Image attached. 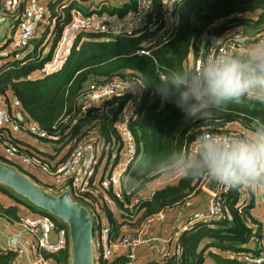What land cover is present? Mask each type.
I'll return each instance as SVG.
<instances>
[{"label": "trees", "instance_id": "trees-1", "mask_svg": "<svg viewBox=\"0 0 264 264\" xmlns=\"http://www.w3.org/2000/svg\"><path fill=\"white\" fill-rule=\"evenodd\" d=\"M63 1L47 2L48 23L42 28V34L32 39L26 54L0 66V93L11 91L20 100L25 114L50 136L59 131L57 139L43 142L60 155H38L51 159L58 157L62 162L66 157L64 153L68 151L66 147L70 150L77 139L89 134H94L104 143L117 142V114L133 98L130 92H123L82 111L81 95L88 86L115 79L135 82L137 99L128 126L136 144L137 159L127 167L121 184L122 198L115 199V203L126 212L129 210L126 205L133 203L132 212L136 218L129 222L124 213L118 217L107 213L115 236L123 224L139 227L149 216L161 210L168 213L182 208L180 206L187 200L203 191V184L209 177L203 149L198 151L193 162L190 163L187 157L190 147L203 133L243 128L248 142L253 141L247 132L264 136V102L245 96L238 102L216 107L205 97L200 110L191 116L179 106L180 92L185 85L177 89L171 82L173 76L179 75L188 86L198 87L201 77L197 76V63L200 62L201 69L202 64L209 62L208 55L212 49L238 33L234 28H242L247 41H259V36L264 33V0H180L173 11V37L165 43L151 45L148 54L137 52L142 36L124 32H84L88 37L80 41L82 33H79L64 62L45 72L46 64L53 60L63 38L62 29L72 21V10H81L77 3L64 6ZM154 2L157 15L162 14L163 0ZM132 7L131 4L113 5L101 7L99 11L124 17ZM20 10L21 7L17 8L12 15L15 23ZM238 12L246 16L227 19ZM51 20L55 21L54 36L49 41L47 31ZM202 40L204 42L200 44ZM191 57L193 63L190 62ZM232 57L248 59L237 52ZM37 70L40 77H31V73ZM246 100L254 102L257 107L252 108ZM115 105L117 110L110 116L107 109ZM236 123L240 125L234 127ZM177 166L186 167V170L175 183L163 185L151 196L143 197L151 180ZM237 175L239 183L225 184L226 189L218 197L222 213L209 222L194 221L188 230L179 232L176 250L160 263L153 264H205L207 257L212 258L215 264H248L241 259L258 257L260 249L252 243L258 244L263 224L252 213L255 194L250 188L247 203L241 201V195L244 182L250 185L256 176L255 180L264 185V172L255 175L238 172ZM0 192L32 211L52 216L60 223L56 217L34 206L8 186L0 184ZM0 215L9 221L18 222L20 219L17 206L0 205ZM44 256L52 257L57 264L70 263L68 247L58 253H44ZM14 257L13 250L0 252V264H14Z\"/></svg>", "mask_w": 264, "mask_h": 264}, {"label": "built area", "instance_id": "built-area-1", "mask_svg": "<svg viewBox=\"0 0 264 264\" xmlns=\"http://www.w3.org/2000/svg\"><path fill=\"white\" fill-rule=\"evenodd\" d=\"M8 0H0V12L5 11V4ZM179 0H163V13L158 14L155 11L154 0H134V6L128 16L118 17L108 12L90 11L82 12L79 9L73 11L74 17L71 21L76 23L75 33H128L129 35L146 36L145 47H139L140 54H148V48L155 43H165L174 35V25H169L170 20L175 21L173 13L175 5ZM17 8L21 7L17 16L15 26L16 37L6 44L4 51L0 56H6L12 52L16 53L15 58L26 54L32 39L48 23V8L46 3L40 0H18ZM246 14L238 12L227 19L233 17H244ZM69 26V27H70ZM68 27V28H69ZM68 28H64V34ZM160 32V35H158ZM158 36V37H155ZM203 40L200 44H203ZM258 43H264V33L259 36ZM257 43V44H258ZM63 44V38L58 44L53 60L46 64L45 72L56 68L58 51ZM239 37H230L218 44L208 55L209 61L217 56L232 57L234 52H249L248 48L242 47ZM197 76L200 77V62L197 63ZM123 92H130L133 98L119 112L116 118V129L118 131V151L127 157L128 166L136 162L137 148L134 142L132 132L129 128L137 99L136 85L133 81L115 79L101 84H90L81 95V110L96 106L105 99L111 98ZM120 118V121H118ZM246 130L235 129L229 132H205L190 147L188 160L195 158L198 151L202 148V142L205 138L211 137L221 142H248ZM59 131L50 136L42 127L24 112L20 100L10 91L6 94L0 93V163L5 164L26 177L31 179L36 185L51 194H60L67 192L68 198L79 206L84 207L92 221V245L94 264H140L138 262V250L141 245L151 247V250H157L156 263H160L166 256L173 253L171 239L169 237H156L150 230L155 224L165 223L166 211H159L133 228L127 224L121 226L120 233L115 236L111 230L108 220V214L112 217H118L121 213L126 215V221H135L133 215V203L126 205L127 212L116 207L115 199L122 198V180L125 171L119 174L110 171L106 175L105 170L100 171V165L107 153V147H112L113 142L104 143L94 134L77 139L73 147H68L64 154L65 159L60 162L58 157L51 159L42 157L38 154L60 155L52 149L49 144L44 143L47 139H57ZM36 152V154H32ZM62 155V154H61ZM183 161V159L181 160ZM182 167L173 168L167 178L158 175L151 180L143 197H149L153 192L166 184L175 183ZM162 175V174H161ZM209 174V178H211ZM204 182L203 187H205ZM217 189L211 193L209 209L206 212H196L186 222L178 228L179 232L188 230L194 221L203 220L209 222L222 213L218 197L226 189L225 184L219 180ZM102 201V202H101ZM103 204L104 209H102ZM186 205H192L191 200L186 201ZM116 213H113L115 212ZM59 220V219H58ZM57 222L52 216L42 213L23 214L17 222L27 233L29 238V256L28 264H49L44 253H58L68 247L69 230L68 226L61 220ZM178 232V233H179ZM257 247L260 253L256 259L251 256H245L244 260L248 263L253 261L256 264H264V234L259 240ZM23 248L14 250V264H21L23 259Z\"/></svg>", "mask_w": 264, "mask_h": 264}, {"label": "clouds", "instance_id": "clouds-1", "mask_svg": "<svg viewBox=\"0 0 264 264\" xmlns=\"http://www.w3.org/2000/svg\"><path fill=\"white\" fill-rule=\"evenodd\" d=\"M199 75V86L195 88L179 75L171 81L177 89L185 85L179 106L187 115L195 116L205 97L216 107L245 96L264 102V43L250 49L248 59L217 56L201 65ZM201 147L209 174L221 183H239L238 172L255 175L264 171V136L254 142H221L208 137Z\"/></svg>", "mask_w": 264, "mask_h": 264}, {"label": "crops", "instance_id": "crops-1", "mask_svg": "<svg viewBox=\"0 0 264 264\" xmlns=\"http://www.w3.org/2000/svg\"><path fill=\"white\" fill-rule=\"evenodd\" d=\"M40 1L47 4V2L50 0H40ZM84 1H85V3L90 2L91 3L90 5H92V3H93V0H91V1H88V0L87 1L86 0H72V2H75L78 5H82V7H85ZM102 1H104L102 4L105 6L101 5V7H107V8L109 6H113V5L120 7L124 4H131L134 6V0H102ZM63 2L65 3V1H63ZM17 4H18V0H8L5 4V11L6 12L5 13L0 12V18L1 19L6 17L7 23H8V21L11 22V26H9V31L6 34L7 39L4 36V41H3L4 45H6L7 43H10V41H12V39L16 37V35H15L16 23H15V20L12 18V15H13L14 11L17 9V6H16ZM82 7H81V11L86 13L87 9H84ZM100 11H101V8H100ZM130 11L128 13H126L124 16L125 17L128 16ZM7 12L10 14L7 15L6 14ZM72 14H73V10L71 12V15ZM252 16H256V13H252ZM73 17H74V14L72 15V20H73ZM53 23L54 22L51 20V23L48 26L49 30H50L51 24H53ZM168 24L173 25L174 21L172 23V20H170L168 22ZM49 30L47 31V35H48ZM62 30H63L62 34L64 36L65 35L64 34V28ZM234 30H237V32L239 34L240 33L242 34V36H240V38H239L242 42L241 46L248 48L249 51H250V49L255 47V45L258 43L257 41H252V42L249 40L247 41L244 37V34L242 33V31H243L242 28L238 27V29L234 28ZM2 33H3L2 27H0V35H2ZM40 34H41V32L38 35H40ZM75 34H76L75 36H77L79 33H75ZM52 36H54V32H52L50 34L49 41L51 40ZM74 39H76V37ZM59 51H60V49H59ZM59 51H58V54H59ZM237 53L249 57V52H243V51L240 52L239 51ZM190 62L193 63L192 57L190 58ZM55 64H57V65L62 64V63H59L58 57H57V62ZM40 75H41V73L38 70L31 73V76H35V77H40ZM238 125H240V124L236 123L233 126L237 127ZM247 135H248L249 139L253 142L261 137L255 133H253V132H247ZM193 160H194V158L189 160V162L191 163V162H193ZM182 168L183 169L179 170L180 173H179L177 179L179 178V176H181L184 173V170H186V167H182ZM262 172H264V171H262ZM256 177H254V179L251 181L250 185L247 184V182H244L242 195H241V198H242L241 201H244V203H247L249 201V198H250V190L249 189L251 188V190L255 194V196H254L255 197L254 198L255 204H254V208L252 209V213H253L254 217L257 219V221L263 224L261 237H260V239H261L263 234H264V185L258 183V181L255 180ZM177 179H175L174 182ZM210 199H211V192L208 191L205 187H203V191L200 194L194 195L190 198L192 205L188 206V205H186V203H184L183 205L180 206L182 208H178V209H174L172 211H169L167 213L168 217L166 218V222L155 224L154 227L152 228V230H150V231L156 237H165V238L169 237L171 239L172 248L174 247V249H175V241H176V238L178 237V232H179L178 228L180 227V225L182 223L186 222L188 219H190V217L193 216V214H195L196 212H206L209 209ZM0 205H2L3 207L17 206L19 216L23 215V214L39 213V212L32 211L28 207H25L24 204H18L14 199L7 197L6 195H4L1 192H0ZM1 220H3V226L1 227V231H0V252H5L7 250H13L14 251V250L23 248V250H25V251H23V259H22L21 264H28L30 261V256H29L30 252H29V238H28L27 233L21 228V226L16 221H9V219L0 215V221ZM254 229H257L256 225H254ZM12 244H14V245H12ZM252 244L254 245V247L257 248V243L253 242ZM151 249H152L151 247L146 246L144 244L140 246V248L138 250V262L140 264H148L149 261H154L153 263H156L155 257H157V254H156L157 250L156 249L151 250ZM212 250L214 251V249H212ZM68 251L70 254V249H68ZM45 258L48 260L49 264H57L56 261L52 257H45ZM241 260L246 263V261L244 260V257ZM205 264H215V262H214V260H212V258L207 257ZM248 264H250V263H248Z\"/></svg>", "mask_w": 264, "mask_h": 264}, {"label": "water", "instance_id": "water-1", "mask_svg": "<svg viewBox=\"0 0 264 264\" xmlns=\"http://www.w3.org/2000/svg\"><path fill=\"white\" fill-rule=\"evenodd\" d=\"M0 23L2 19L0 18ZM117 106L107 109L114 115ZM0 184L11 188L34 206L47 211L68 226L70 243L69 264H94L92 245V221L87 210L68 198L67 192L51 194L19 171L0 163ZM218 181L211 177L205 188L211 193L217 189ZM14 245V244H12Z\"/></svg>", "mask_w": 264, "mask_h": 264}, {"label": "rangeland", "instance_id": "rangeland-1", "mask_svg": "<svg viewBox=\"0 0 264 264\" xmlns=\"http://www.w3.org/2000/svg\"><path fill=\"white\" fill-rule=\"evenodd\" d=\"M65 3H64V6H67L69 5L70 3H72V0H64ZM87 1V0H86ZM88 1H91V0H88ZM164 1H167V0H164ZM180 1V0H179ZM104 1L102 0H93V3L92 5H90L91 3H85L84 1V6L85 7H82V5H79L80 7L84 8V9H87V12L89 11H99L100 8H101V5H103ZM89 4V5H88ZM112 5V4H111ZM7 15L10 14V13H6ZM12 20V19H11ZM71 22L65 24V27L64 28H68L70 26ZM54 25H55V21L53 24H51L50 26V33H52L54 31ZM9 26H11V22L8 21L7 23V18L4 17L2 18V23H0V27H2V35H0V50L1 52H8V49L7 50H3L5 48L6 45H4V36L5 38L7 39V32L9 31ZM41 31L38 32V34L41 32L42 34V27L40 28ZM75 30H76V23H72V25L67 29V31L65 32V35L63 36V44L60 48V51H59V54H58V61L59 63H63L64 60L66 59V56L68 55L69 51H70V48L73 44V41H74V38L76 37L75 35ZM37 34V35H38ZM158 35H160V32H158ZM50 34H48V38H49ZM150 33L147 34L146 36L142 37V41H141V47H145L146 45V39L147 37H150ZM239 36H242V34L240 33H237L235 34L233 37H237ZM88 36L85 35V33L82 34L81 38H80V41L86 39ZM155 37H158V36H155ZM3 42V43H2ZM8 44V43H7ZM49 48L47 49L46 52H48ZM0 52V53H1ZM9 57H6V56H0V66L3 65L4 63L6 62H11V61H14V57L16 56V53L15 52H12L11 54L8 55ZM31 77H35V76H31ZM246 103H248L252 108L253 107H257V105L254 103V102H250V101H247L246 100ZM118 121H120V118H118ZM118 146H119V143L118 141H114L113 142V145L111 148H109V145L107 147V153L104 155V158L102 160V163L100 165V171L103 172V170H105L106 172V175H108L110 173V171H115L119 174H122L128 167V162H127V157L123 154V153H119L118 151ZM63 147V146H62ZM169 175H171L170 171L168 172H165L163 173L162 175L160 174V176H163V178H167ZM102 202V201H101ZM101 207L103 210L104 207H103V204H101ZM113 213H116L113 212ZM3 226V220L0 221V231H1V227ZM154 261H149L148 264H153Z\"/></svg>", "mask_w": 264, "mask_h": 264}]
</instances>
